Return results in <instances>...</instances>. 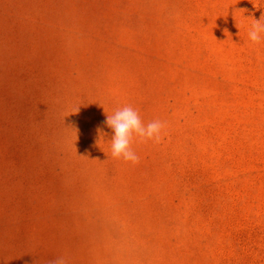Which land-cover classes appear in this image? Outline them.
<instances>
[{
  "label": "rangeland",
  "instance_id": "rangeland-1",
  "mask_svg": "<svg viewBox=\"0 0 264 264\" xmlns=\"http://www.w3.org/2000/svg\"><path fill=\"white\" fill-rule=\"evenodd\" d=\"M262 14L0 0V264H264ZM125 105L166 123L136 164L105 122Z\"/></svg>",
  "mask_w": 264,
  "mask_h": 264
},
{
  "label": "clouds",
  "instance_id": "clouds-1",
  "mask_svg": "<svg viewBox=\"0 0 264 264\" xmlns=\"http://www.w3.org/2000/svg\"><path fill=\"white\" fill-rule=\"evenodd\" d=\"M247 36L253 44H259L264 40V21L261 17L253 18ZM105 122L112 130V156L132 164L138 163L140 159L132 147L133 142L138 138L141 141L159 143L166 129V123L159 119L145 123L138 110L130 105L116 109L111 116L107 115ZM54 264H66V261L63 257H58Z\"/></svg>",
  "mask_w": 264,
  "mask_h": 264
}]
</instances>
